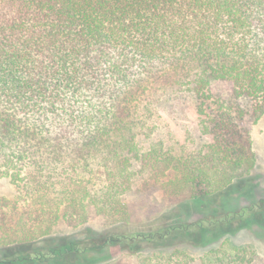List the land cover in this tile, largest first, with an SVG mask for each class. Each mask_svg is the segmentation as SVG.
I'll use <instances>...</instances> for the list:
<instances>
[{
	"label": "trees",
	"instance_id": "16d2710c",
	"mask_svg": "<svg viewBox=\"0 0 264 264\" xmlns=\"http://www.w3.org/2000/svg\"><path fill=\"white\" fill-rule=\"evenodd\" d=\"M191 110L197 139L170 145ZM263 117L264 0H0V179L35 223L1 224L0 264H255L231 237L264 196L229 195ZM155 189L166 210L132 222Z\"/></svg>",
	"mask_w": 264,
	"mask_h": 264
},
{
	"label": "rangeland",
	"instance_id": "374dc122",
	"mask_svg": "<svg viewBox=\"0 0 264 264\" xmlns=\"http://www.w3.org/2000/svg\"><path fill=\"white\" fill-rule=\"evenodd\" d=\"M213 91L222 96H228L232 93V86L228 83H216ZM243 106L250 107L247 100H243ZM189 122L185 124L186 128L177 126L170 121L175 130L176 138H167L170 145L180 147L181 145H191L196 140L197 115L191 110L189 114ZM253 120L247 119L246 125L252 127V138L254 142V150L256 153V166L251 176L243 181H239L233 187L229 197H232L233 204H245L250 198H261L264 196V117L253 124ZM188 131V132H187ZM166 138V135L163 136ZM25 195L18 190L7 179H0V238L1 224L9 230L12 235L19 230L20 224H26L28 227H35L30 205L25 201ZM130 219L134 223H144L159 217L165 210L166 204L160 189L152 190L148 193L137 194L130 193L127 196ZM195 214L193 217H198ZM57 234H75L77 230L69 228L61 223L55 228ZM80 231V230H79ZM232 243L238 246H246L254 253L255 264H264V220L260 221L252 229L242 230L231 237ZM205 250H197L196 255L202 254ZM124 264H134L130 259H125Z\"/></svg>",
	"mask_w": 264,
	"mask_h": 264
}]
</instances>
